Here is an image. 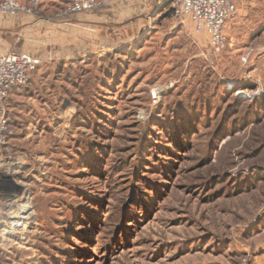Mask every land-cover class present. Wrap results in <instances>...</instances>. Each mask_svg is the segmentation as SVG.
<instances>
[{"label": "rangeland", "instance_id": "374dc122", "mask_svg": "<svg viewBox=\"0 0 264 264\" xmlns=\"http://www.w3.org/2000/svg\"><path fill=\"white\" fill-rule=\"evenodd\" d=\"M235 1L218 54L168 12L39 58L0 154V264H264V0Z\"/></svg>", "mask_w": 264, "mask_h": 264}, {"label": "crops", "instance_id": "0c3cea01", "mask_svg": "<svg viewBox=\"0 0 264 264\" xmlns=\"http://www.w3.org/2000/svg\"><path fill=\"white\" fill-rule=\"evenodd\" d=\"M22 1L34 5L37 13L0 14V55L10 51L25 52L40 58L42 66L74 61L91 53L98 54L105 49L130 44L150 28L155 15L171 12L174 17L169 0H117L96 12L70 15H62L68 0ZM37 74H33L30 87L38 86ZM22 91L21 88L12 89L11 98L6 101L11 125L10 114L14 109L11 101L21 103L24 99ZM28 98L34 101L35 97L32 94ZM34 103L37 108L31 107L32 113L40 108L36 101Z\"/></svg>", "mask_w": 264, "mask_h": 264}, {"label": "built area", "instance_id": "2783aa9c", "mask_svg": "<svg viewBox=\"0 0 264 264\" xmlns=\"http://www.w3.org/2000/svg\"><path fill=\"white\" fill-rule=\"evenodd\" d=\"M117 0H68L62 15L85 13L109 6ZM174 16L179 23L189 18L193 21L198 33H207L213 52L221 53L227 43L226 25L229 19L238 13L235 0H171ZM34 5L21 0H0V14L20 15L36 14ZM41 60L25 52L10 51L0 55V154L12 135L6 101L12 89L27 87L33 74L39 68ZM162 89H156L153 96L157 97ZM11 215V214H10ZM9 215V216H10ZM11 229L7 225L6 233L20 226L11 219Z\"/></svg>", "mask_w": 264, "mask_h": 264}, {"label": "bare ground", "instance_id": "6f19581e", "mask_svg": "<svg viewBox=\"0 0 264 264\" xmlns=\"http://www.w3.org/2000/svg\"><path fill=\"white\" fill-rule=\"evenodd\" d=\"M17 207H20V206H17ZM29 208H30V206L28 204L24 203L23 205H21V207L19 209L20 211L18 214L16 213V215H15V213H13L14 215H12L11 218H13L14 224L16 226H20V225L27 223L29 221L30 217L32 216V213L28 212Z\"/></svg>", "mask_w": 264, "mask_h": 264}]
</instances>
